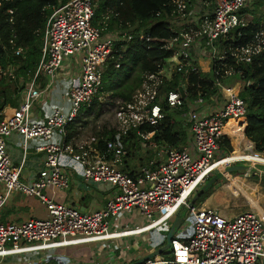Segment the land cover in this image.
Masks as SVG:
<instances>
[{
	"label": "built area",
	"instance_id": "built-area-1",
	"mask_svg": "<svg viewBox=\"0 0 264 264\" xmlns=\"http://www.w3.org/2000/svg\"><path fill=\"white\" fill-rule=\"evenodd\" d=\"M94 1L68 0L53 8L43 31L41 58L34 76L26 85L20 104L10 116L0 120V207L13 193H19L37 197L47 211L44 220L0 222V261L149 235L186 210L190 233L176 232L168 258L162 253L142 264L264 263V219L257 212L246 210L225 217L214 209L189 205L194 193L214 172L230 164L250 162L241 158L221 164L227 157L223 141L231 138L227 127L231 124L234 137L243 138L247 113L240 92L225 83L233 78L239 81L242 75L241 70L227 65L226 53L234 65L248 64L255 55L264 53V17L247 44H235L234 36L227 46L224 43L235 30L249 26L252 17L241 12L256 0H171L170 11L163 18L157 13L155 18L163 20L173 34L163 46L172 54L156 72L142 77L128 102L110 100L101 89L102 73L114 43L127 41L130 36L126 31L104 33L105 22L102 28L93 26ZM67 59L79 62V77L68 91L67 110L54 108L44 121H33V105L43 90L51 86ZM214 61L222 62L215 72L216 93L206 98L197 92L193 97L187 90L190 72L208 73ZM176 77L184 90L164 92L165 84ZM38 79L44 81V87H38ZM94 101L113 108V125L108 131H113L114 137L105 142L103 151L96 148L100 132L85 139L78 133L65 142L67 126L83 117L85 108ZM161 101L170 112L179 111L188 125L190 138L183 146L157 143L151 139L152 133L139 130L142 126L156 127L161 123L165 117ZM132 131L154 151L156 160L129 175L118 165L125 155L122 137ZM12 135L21 137L23 157L30 142L41 143L35 152L43 154L42 169L30 183L20 181V169L13 167L7 153L6 142ZM74 153L77 157L71 158ZM72 172L86 183L105 186L114 195L102 208L85 213L69 204H57L44 195L48 188L68 189ZM120 216L132 219L140 216L144 223L119 229ZM164 241L165 236L159 240L151 238L148 251L162 247ZM135 261L127 260L126 264ZM90 264L98 263L92 258ZM106 264L115 261L108 257Z\"/></svg>",
	"mask_w": 264,
	"mask_h": 264
},
{
	"label": "trees",
	"instance_id": "trees-1",
	"mask_svg": "<svg viewBox=\"0 0 264 264\" xmlns=\"http://www.w3.org/2000/svg\"><path fill=\"white\" fill-rule=\"evenodd\" d=\"M67 1L0 0V114L7 106L11 108L18 106L21 93L32 80L40 61L42 36L48 17L54 7ZM262 2L263 0H258L253 5L255 8L261 7ZM170 3L171 0L94 1L95 11L91 22L93 26L102 28L105 22L107 26L104 33L114 30L126 31L130 36L127 41L114 43L113 53L102 73L101 92L110 100L130 101L133 93L140 86L142 77L147 73L156 72L162 61L171 56L172 53L164 50L163 46L170 42L173 34L163 20L155 18L157 13H161L163 18L165 13L170 11ZM256 11L252 7L242 10L241 13L249 14L252 21L247 28L235 30L224 45H228L232 36L234 43L238 45H245L251 41L261 20V17L255 14ZM238 32L240 36H237ZM226 56L227 65L242 72L238 79L243 83L239 96L247 108L245 137L254 145L256 153H264V53L255 55L250 63L240 65H234L228 53ZM220 63L222 62H212L208 73L200 70L190 72L187 90L193 97L197 92H202L206 98L216 93L215 72L220 68ZM37 83L39 88L44 87L42 79H38ZM169 90H184L182 85H178V77L173 82L165 84L163 91ZM102 106L103 104L94 101L90 107L85 108V114H92L94 110L99 113ZM161 106L165 115L161 123L156 127L142 126L139 130L152 133L151 139L157 143L179 147L184 144L188 136V125L180 117L179 111L170 112L163 101ZM75 124L76 121L67 126L66 143L78 134ZM231 127L233 126L230 124L226 129L228 134L232 131ZM113 137V131L105 132L96 148L103 151L105 142L112 140ZM134 141L135 143L139 141L135 131L122 137L125 157L135 149ZM223 143L226 147L225 153H230L228 140L225 139ZM258 157L259 155H249L251 161H255ZM214 185L204 192L193 206L202 204L213 192ZM258 193L262 194L260 191ZM164 245L165 241L162 246ZM148 253L150 251H146V254Z\"/></svg>",
	"mask_w": 264,
	"mask_h": 264
},
{
	"label": "crops",
	"instance_id": "crops-1",
	"mask_svg": "<svg viewBox=\"0 0 264 264\" xmlns=\"http://www.w3.org/2000/svg\"><path fill=\"white\" fill-rule=\"evenodd\" d=\"M78 77H79L78 59L65 60L63 64L61 65V67L59 68V70L56 72L55 79L53 83L51 84V86L48 89L43 90L41 97L33 105L32 110H31L32 120L33 121H44L46 117L49 115V113L51 112V110L54 108L67 110L68 91L70 87L72 86V84L77 80ZM22 97H23V92L21 93L20 102L22 100ZM20 102L18 103V105L20 104ZM13 109L14 108H11L9 106L5 107L0 114L1 119L10 116ZM90 116H91L90 113L84 114L83 117H80L76 120L77 124H75L76 125L75 128L77 129L76 130L77 133H80V129H81V125L79 123L80 119L86 120ZM98 128L100 129V127ZM105 132H110V131L108 130L102 131L100 129L101 138ZM189 138H190V133L188 131V136L185 142ZM6 145H7V153L11 158L13 167L16 169H20V176H19L20 181L24 183H30L34 181L38 173L42 169V165L44 161L43 154L35 152V147L41 145V143L38 141L30 142L28 144L27 154L24 157H23V153L21 149L22 139L20 136L12 135L11 137L7 139ZM136 147L137 148L139 147V149L144 150L143 156H140L141 159L144 158L145 165L143 166L129 165L130 158L134 155L136 151ZM134 148L135 149L127 157H125L126 156V151H125V155L122 158V160L123 159L124 160L123 162L121 160L120 164L118 165V168L127 174H131V173L135 174L138 172L139 169L147 166L150 162H155L156 160V155L154 151L152 149H149L145 143L141 141H136L135 143L134 141ZM246 148L248 149L247 153L241 156H237V154H233V155L231 154L230 156H227L223 160L224 164L241 159V158H244L247 161H251L249 158V149H251L250 145H247ZM246 148L245 149L243 148V149L246 150ZM136 153L139 154L138 151ZM76 157H77L76 153L71 155V158H76ZM252 162L264 164V158L262 156H259L258 158L255 159V161H252ZM225 169L227 168H222L214 172L208 179H210L215 174L221 171H224ZM229 174H233L234 176L233 175L230 176ZM229 174H225L223 176L225 177L227 175L226 176L227 183L225 185H222L220 188L213 187V189L215 190H213L214 193L212 192L211 195L207 198V203H208L207 206L204 207V202H205L204 201L201 204V208L214 209L225 217H233L241 213L242 211H246V210H253L255 212L258 211L261 213V215L264 216V184L262 183L264 178H260L258 180V183H255L258 186L251 184V183L249 184V182H247L246 186H251L249 188L252 189V194L250 197H248V196H241L240 194L243 192L239 194L240 190H237L236 187L229 184L228 183L229 180L227 178V177H231V178L243 177L246 179L247 174H244L243 176L235 175V174L242 175V173H229ZM239 185L241 186L242 189H244V184L240 183ZM259 191L262 194H259L258 193ZM44 195L48 199L52 200L53 202L57 204H69L73 207H76L81 212L85 213V212H92V211L102 208L104 204L114 195V192L107 189L105 186L92 185L91 183H86L85 181H82L76 173L72 172L69 177L68 189L60 190L56 188H48V189H45ZM31 197H34V196H24L19 193H13L8 199L7 203L3 205L2 207H0V222L1 223H6V222L20 223V222L27 221L29 219H39V220L46 219L47 211L45 209V206L41 203V201L37 197H35L37 199H33ZM244 198L245 200L242 201L241 199H244ZM235 203L237 205H235ZM241 205L243 206L246 205L248 207H246L243 210L235 211L236 208L234 207H242ZM254 206L256 209L254 208ZM122 218H124V216ZM129 219H132V218L129 217ZM143 223H141L140 225H136V226H141L143 225ZM121 227H122V224H121ZM134 227H131V228H134ZM131 228H128V229H131ZM189 233L190 231L186 230V234H189ZM160 236H161L160 233H158V231H155L149 235L147 234L141 235L140 238L142 237L143 239L146 238L147 243L149 244L151 238H153L154 240H159ZM110 238L111 237H108L106 239H110ZM57 251L58 250L53 251V252L56 253ZM89 263H90V259H88L86 263H83V264H89ZM259 264H264V263L261 262Z\"/></svg>",
	"mask_w": 264,
	"mask_h": 264
},
{
	"label": "rangeland",
	"instance_id": "rangeland-1",
	"mask_svg": "<svg viewBox=\"0 0 264 264\" xmlns=\"http://www.w3.org/2000/svg\"><path fill=\"white\" fill-rule=\"evenodd\" d=\"M256 1H258V0H256ZM254 3L255 2H253L250 7H252V9L254 8L257 10L255 12L256 15L264 17V0L262 2L261 7L255 8L253 5ZM248 20H249V17H248ZM152 24H153V22H152ZM202 69L204 72H206L205 65H203ZM225 83L228 85H232L233 87L236 88V90L241 92V89L243 86V83L241 81H238L237 79L233 78V79H229V80L225 81ZM109 105L110 104H107L104 107H102V109L99 113L94 110V112L91 114L90 117H88V119H86V120L84 119L85 121L80 119L79 123L81 125V129H80L79 135L82 136L83 139H85L86 137L95 135V134H99L98 132H100V129L102 131L103 130L105 131V130H108V128L110 129L112 127V125H113V108L110 107ZM98 127H100V129ZM228 141L230 144L231 152L228 153L227 155L225 154L226 156L234 153V151H235L234 146H237L238 149L240 151H242L243 148L245 149L247 147V145H250L251 150H253L252 152L254 154L256 152L254 150V145L250 141H248V139L245 137V135L243 138L242 137L241 138L240 137H231V138H229ZM224 148L226 151L225 146H224ZM137 151L139 152V154L136 153ZM143 151L144 150L139 149V147L138 148L136 147V151H135L134 155L130 158L129 165H133V166L145 165L144 164V158H142V159L140 158V156H143V154H144ZM257 155L262 156L264 158V153H261V154L258 153ZM223 156H224V154H223ZM123 160H122V162H123ZM240 164H242L243 166L249 167V171L247 173L246 179L243 177H241V178L227 177L229 180L228 183L231 184L232 186L236 187L237 190H240L239 194L241 192H243L240 194L241 196L250 197L252 194V189L249 188L251 186H246L247 182H249V184L251 183V184L258 186L255 183H258V180L260 178H264V164L254 163L252 161L241 162ZM233 165L237 166V165H239V163L230 164L229 167H232ZM229 175L231 176L233 174H229ZM235 175L236 176H243L244 174H242V175L241 174L240 175L235 174ZM226 176L219 179V181L216 182L214 187L220 188L222 185H225L227 183ZM237 181H238V183H237ZM240 183L244 184V189L241 188V186L239 185ZM213 190H215V189H213ZM31 198L37 199L35 197H31ZM241 200L243 201V200H245V198L241 199ZM246 200H248V199H246ZM204 201H205L204 207H206L208 204L207 199ZM235 205H237V204L235 203ZM200 206H201V204L197 205V207H200ZM241 206L242 207H234V208H236L235 211L243 210L246 207H248L246 205L245 206L241 205ZM254 208H255V206H254ZM179 215L181 216L183 221H182V224H181L177 234H180L182 231L186 233L187 228H189L188 211L181 210L179 212ZM122 217L120 216V223L122 224V227L119 229L131 228V227H134L136 225H140L141 223H143V220L140 216L134 217V219H129V216H124V218H122ZM175 217L176 216H174L166 225H164L163 227H161L157 230L161 236H166V234H167L172 222L174 221ZM117 222H119V221L117 220ZM144 241H145V243H144ZM118 246H119V249H117ZM149 248H150V245L147 243L146 238L143 239V237L140 238V236H133V237H130L126 240H118V241L100 243L99 245H97V244L96 245L95 244H91V245L86 244V245L70 247V248H66V249H59L56 253L55 252H44V253H39V254L26 255L23 257L22 256L16 257V259H14L13 261H10V262L0 261V262H2L0 264H83V263H86V261L88 259H90V262H91L92 258L95 261V263L106 264V260L108 259V257H111L113 259V261H115V264H120V263L126 264L127 260H133L134 261V260H138V259L145 257L147 255L146 251ZM111 250H113L114 252L113 253L110 252ZM59 254H61V255H59ZM97 254H101L100 257L97 258ZM169 255H170V248H168L162 254V256L164 258H168ZM73 262H75V263H73Z\"/></svg>",
	"mask_w": 264,
	"mask_h": 264
},
{
	"label": "water",
	"instance_id": "water-1",
	"mask_svg": "<svg viewBox=\"0 0 264 264\" xmlns=\"http://www.w3.org/2000/svg\"><path fill=\"white\" fill-rule=\"evenodd\" d=\"M249 171V167L243 166V165H237V166H232L228 167L224 171H221L214 176H212L210 179H208L204 185L201 186V188L194 193L192 196L191 200L189 201V205H194L195 202L199 199V197L206 192L210 187H212L216 182L223 177L225 174L229 173H242V174H247ZM182 224V218L180 215H177L172 222L166 236H165V245L152 251L151 253L147 254L145 257L138 259L137 261L133 262L132 264H142L146 262L147 260L159 256L162 253H164L170 246V242L173 238V236L176 234V232L179 230L180 226Z\"/></svg>",
	"mask_w": 264,
	"mask_h": 264
},
{
	"label": "bare ground",
	"instance_id": "bare-ground-1",
	"mask_svg": "<svg viewBox=\"0 0 264 264\" xmlns=\"http://www.w3.org/2000/svg\"><path fill=\"white\" fill-rule=\"evenodd\" d=\"M229 135H230L231 137H233V133H232V131L229 133ZM234 149H235V152H236L237 156H241V155L247 153V150H248V149L246 148V150L243 149L242 151H240V150L238 149L237 146H234ZM252 149H253V148H252ZM252 151H253V150L249 149V155L253 154ZM241 152H243V153H241ZM221 164H224V162L222 161ZM257 212H258V211H257ZM258 214L260 215V217H262V218L264 219V216L261 215L260 212H258Z\"/></svg>",
	"mask_w": 264,
	"mask_h": 264
}]
</instances>
